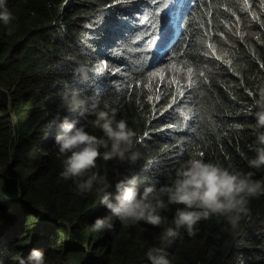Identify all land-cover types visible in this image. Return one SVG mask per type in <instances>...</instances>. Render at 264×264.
Instances as JSON below:
<instances>
[{
  "label": "trees",
  "instance_id": "obj_1",
  "mask_svg": "<svg viewBox=\"0 0 264 264\" xmlns=\"http://www.w3.org/2000/svg\"><path fill=\"white\" fill-rule=\"evenodd\" d=\"M7 4L16 19L11 33L0 21V264H19L33 248L45 253L46 264H151L148 250L163 246V228L174 226L175 210L183 207L169 205L161 227L113 218L111 229L94 232L95 219L107 214L103 191L78 193L75 182L61 175L65 156L54 143L60 120L76 118L62 103L64 93L97 97L101 107L106 101L115 118L137 133L136 161L97 159L93 171L106 174L113 185L107 191L134 174L141 188L169 184L194 152L264 181V166L248 165L253 149L264 146L257 143L255 116L246 113L264 83V0H171L170 11L178 8L177 14L162 18L161 27L167 23L171 29L174 17L172 28H179L165 48L149 37L138 39L153 57L164 58L152 66L117 45L114 30L121 26L103 27L135 5L124 8L113 0ZM163 6L144 4L149 16ZM105 54L110 69L103 78L90 65L100 56L107 60ZM149 81H154L151 90L145 86ZM180 87L185 96L178 105L195 123L189 136L173 129L177 105L168 108ZM94 119L89 115L80 122L102 137ZM246 209L237 229L217 216L201 220L192 236L181 229L166 247L171 264H264V194L250 198Z\"/></svg>",
  "mask_w": 264,
  "mask_h": 264
},
{
  "label": "clouds",
  "instance_id": "obj_2",
  "mask_svg": "<svg viewBox=\"0 0 264 264\" xmlns=\"http://www.w3.org/2000/svg\"><path fill=\"white\" fill-rule=\"evenodd\" d=\"M144 4L145 0H138L132 12L120 11L109 27H103L108 29L121 26V30H114L116 34L119 33L116 40L121 50H129L140 55L150 66L160 65L164 58L153 57L145 47H140L142 43L138 41V36L142 34V26L136 22L133 13L139 14L143 6V12L149 14ZM177 9L173 7L169 17L177 14ZM118 15H126L129 19L122 20ZM15 19L8 8L7 0H0V21L5 26H10L9 33ZM103 23L104 20L100 22L101 25H104ZM166 24L162 25L159 39L155 43L162 42L163 49L167 45V37L171 38L179 28L178 24L172 28L174 17L171 19V29H167ZM162 47L154 49V55ZM174 52L168 53L166 57L170 58ZM107 56L108 54H105L106 58ZM103 58L100 56L90 68L92 73L105 78L110 69V61L108 58L104 61ZM105 65L108 67L105 68ZM75 72L83 74V69L77 68ZM61 99L69 112L76 113V118L69 119L68 116H64L60 120V132L54 140L59 153L65 156L61 175L65 180L72 179L80 194L92 192L94 189L103 191L101 203L107 214L95 219L92 225L94 232L111 229L113 218L119 219L123 224L136 225L143 222L153 227H161L166 224V217L162 212L167 210L169 205L183 206L175 210L172 222L174 226L163 228L161 232L163 246L148 250L147 256L151 264H171L166 247L180 236L181 229H185L189 236L194 235L201 220L212 216L223 217L233 229H237L242 216L246 214L248 200L264 194V181L253 179L255 173L244 172L231 165L225 167L218 161H206L199 152L192 153L181 163L175 171V178L169 184L159 187L156 184H148L141 188L138 183L139 176L134 174L117 180L114 191H107L106 189L113 185L108 181L106 174L101 175L93 171L97 167V159L102 156L106 161L111 159L136 161L139 159V152L133 149L139 140L137 133L128 126L126 120L115 118L116 110H109L106 101L101 107L99 98H85L75 91L62 94ZM186 113L187 109L182 105H177L174 109L173 129L183 136H189L195 130L194 121L185 116ZM246 113L255 116L254 130L257 143L264 146V83L257 86L252 104L246 109ZM89 115L95 117L92 124L101 129L102 137L86 131L85 125L80 122V118L86 120ZM55 122L54 119L53 123ZM101 148L109 150L101 153ZM253 150L256 154L248 159V165L250 168L260 169L264 166V147ZM19 264H46L45 253L33 248L26 258L20 259Z\"/></svg>",
  "mask_w": 264,
  "mask_h": 264
},
{
  "label": "snow or ice",
  "instance_id": "obj_3",
  "mask_svg": "<svg viewBox=\"0 0 264 264\" xmlns=\"http://www.w3.org/2000/svg\"><path fill=\"white\" fill-rule=\"evenodd\" d=\"M114 3H117L121 5L124 8H129L131 9L137 2L138 0H113ZM150 4L153 5H158L159 3H163V9L159 10H154L152 14L149 16L148 14L143 12V6H141V11L139 14L133 13L136 17V22L142 26V34L138 36V39L143 40L145 37L150 38L151 43H156V41L159 39V33L161 29V20L162 18L169 16L170 15V8H171V0H149ZM118 17L122 20H128L129 17L126 15H118ZM102 22V21H101ZM213 49V53H215L216 49L213 45H209ZM231 63V61H229ZM108 66L105 65V68ZM191 71V70H189ZM200 75H204L203 72L200 73ZM154 81H149L145 86L149 88V90L152 89V84ZM174 84H178L179 81L174 80ZM192 81H189V86H191ZM156 95L155 99L159 100L161 98L160 95V89L159 87L156 88ZM185 96V88L180 87L177 92L173 95V102L172 104L168 105L169 109H172L175 105H178L181 101V98ZM153 97L150 95L148 96V100L151 101Z\"/></svg>",
  "mask_w": 264,
  "mask_h": 264
}]
</instances>
